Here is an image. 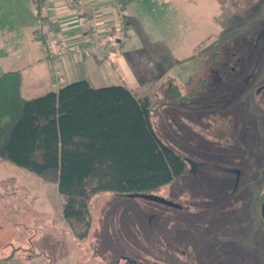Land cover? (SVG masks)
I'll return each instance as SVG.
<instances>
[{"label":"rangeland","instance_id":"374dc122","mask_svg":"<svg viewBox=\"0 0 264 264\" xmlns=\"http://www.w3.org/2000/svg\"><path fill=\"white\" fill-rule=\"evenodd\" d=\"M125 8L137 46L124 60L130 91L150 100L154 132L186 161L150 195L179 208L99 193L79 240L56 185L0 160V264H264V0H128ZM114 36L110 50L130 39L126 29ZM204 210L219 214L218 245L201 234Z\"/></svg>","mask_w":264,"mask_h":264},{"label":"trees","instance_id":"16d2710c","mask_svg":"<svg viewBox=\"0 0 264 264\" xmlns=\"http://www.w3.org/2000/svg\"><path fill=\"white\" fill-rule=\"evenodd\" d=\"M19 87L16 73L0 76V160L56 185L76 239L88 235L94 195L150 194L185 172L152 128L150 100L127 86L79 79L29 99Z\"/></svg>","mask_w":264,"mask_h":264},{"label":"crops","instance_id":"0c3cea01","mask_svg":"<svg viewBox=\"0 0 264 264\" xmlns=\"http://www.w3.org/2000/svg\"><path fill=\"white\" fill-rule=\"evenodd\" d=\"M76 1L81 2L89 19L94 20L91 31L100 41L99 50L90 55L75 53L77 48L86 45L82 42V31L73 7L66 6L63 0H39L37 4L33 0H0V11H7L4 19L0 15V76L16 73L22 98L37 97L79 79H86L91 86L95 85L92 87L115 82L130 87L124 60L126 56L132 57L137 46L133 28L126 18L128 0ZM118 8L122 13V29L127 30L130 39L121 43L118 50H110V41L120 28L116 15ZM41 12L48 19L50 28L62 35L69 49L59 60L49 58L36 35L35 23ZM53 63L58 69L56 77L52 71Z\"/></svg>","mask_w":264,"mask_h":264},{"label":"built area","instance_id":"2783aa9c","mask_svg":"<svg viewBox=\"0 0 264 264\" xmlns=\"http://www.w3.org/2000/svg\"><path fill=\"white\" fill-rule=\"evenodd\" d=\"M36 4L39 0H33ZM64 4L69 7H73V12L77 15V24L81 28V38L83 43L89 45L86 48H77L75 53L80 54L86 52V50L90 46H94L97 44V37L92 34V25L94 23L93 19H89L87 16V11L85 7L81 4V2L76 0H63ZM117 19L119 20L120 28L116 29L117 34L119 35L122 32V13L118 8L116 10ZM35 32L37 37L42 41L44 48L46 50L47 55L52 60L61 59L67 52L68 47L66 45L65 39L62 35L56 34L49 25L48 19L45 18V15L41 12L38 16V19L35 23ZM83 36V37H82ZM118 37V36H117ZM121 39L122 36L120 35ZM122 41V40H121ZM52 71L54 76L56 77L58 74L57 66L53 63Z\"/></svg>","mask_w":264,"mask_h":264},{"label":"flooded vegetation","instance_id":"af4514ba","mask_svg":"<svg viewBox=\"0 0 264 264\" xmlns=\"http://www.w3.org/2000/svg\"><path fill=\"white\" fill-rule=\"evenodd\" d=\"M236 175H237V173H236ZM237 177V176H236ZM264 200V185H263V189H262V194H261V201H260V208H261V203H262V201ZM173 203V202H172ZM173 204H175V203H173ZM176 208H179V207H177V204H175L174 205ZM260 208H259V215H260ZM203 215L205 216V215H207L206 217V219H204V223H201V226H203L204 227V230L202 231V233L201 234H203V233H206L207 234V237L205 238V240L207 241V242H209V240H211V245H213V243H216L217 245L219 244L218 243V241H216L217 239H219L220 237V233L218 232V229L216 228L217 226H215V225H217L218 223H220V220H219V214H218V212L217 211H215V210H204L203 211ZM217 215V216H216ZM211 216L213 217V218H211ZM210 217V218H209ZM216 217V218H215ZM260 220H261V223L263 224V226H264V222H263V220H262V218H261V215H260ZM250 227H251V224H250ZM212 229V231L213 232H211V233H209V230H211ZM206 231V232H205ZM231 241V240H230ZM248 241V245H249V247H250V249H252V235L249 237V239L247 240ZM221 247H224L223 245H221ZM211 248V247H210ZM213 248L214 249H216V247L215 246H213ZM212 249V248H211ZM211 249L208 251V252H210L211 251ZM204 253L205 252H207V251H203ZM207 252V254H209ZM176 264V263H175Z\"/></svg>","mask_w":264,"mask_h":264},{"label":"water","instance_id":"95a60500","mask_svg":"<svg viewBox=\"0 0 264 264\" xmlns=\"http://www.w3.org/2000/svg\"><path fill=\"white\" fill-rule=\"evenodd\" d=\"M142 198L144 199H147V200H150V201H153V202H156V203H161V204H166V205H169V206H174L175 204H173L172 202H169L161 197H157V196H153V195H150V194H141L140 195ZM260 215H261V218L264 222V200L262 201L261 203V208H260Z\"/></svg>","mask_w":264,"mask_h":264}]
</instances>
